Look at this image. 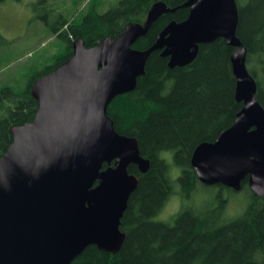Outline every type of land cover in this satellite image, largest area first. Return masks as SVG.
I'll list each match as a JSON object with an SVG mask.
<instances>
[{"label":"water","instance_id":"water-1","mask_svg":"<svg viewBox=\"0 0 264 264\" xmlns=\"http://www.w3.org/2000/svg\"><path fill=\"white\" fill-rule=\"evenodd\" d=\"M183 6L187 18L169 22L147 49L132 45L175 7L157 2L144 24L128 23L94 46L73 41L71 56L35 80L33 120L11 128L12 142L0 156V264H70L89 245L109 253L121 248V218L138 183L128 167L145 173L149 160L135 137L114 129L107 107L135 88L154 51L173 68L190 64L200 44L217 38L234 47L241 109L214 141L194 149L190 163L203 185L238 191L247 177L251 193L264 197V108L237 36L236 2L187 0Z\"/></svg>","mask_w":264,"mask_h":264},{"label":"trees","instance_id":"trees-1","mask_svg":"<svg viewBox=\"0 0 264 264\" xmlns=\"http://www.w3.org/2000/svg\"><path fill=\"white\" fill-rule=\"evenodd\" d=\"M186 1L117 0L102 11L101 1L88 0L74 17L51 9L43 23L63 46L49 65H31L20 89L0 85V156L12 142L11 128L33 120L35 80L71 56L73 41L94 46L106 36L120 34L128 23L144 24L157 2L175 7L173 13L161 14L132 45L147 49L169 22L187 18ZM235 2L237 36L246 47V66L264 108V0ZM5 43L0 34V48ZM233 51L223 38H217L200 44L190 64L173 68L168 57L154 51L135 88L109 103L107 115L114 129L137 139L149 168L141 173L134 164L128 167L138 183L121 218L120 230L125 234L121 248L109 253L89 245L70 264H264V197L251 193L246 177L241 188L246 189L247 200L240 213L231 217L226 208L236 191L221 184L203 185L190 163L194 149L214 141L241 109L235 97ZM200 186L204 188L201 197ZM175 197L183 206L169 219H161L165 205Z\"/></svg>","mask_w":264,"mask_h":264},{"label":"rangeland","instance_id":"rangeland-1","mask_svg":"<svg viewBox=\"0 0 264 264\" xmlns=\"http://www.w3.org/2000/svg\"><path fill=\"white\" fill-rule=\"evenodd\" d=\"M100 10H106L117 0H99ZM88 0H2L0 1V34L6 43L0 48V85L9 84L20 89L24 76L33 64L40 68L52 63L63 46V41L50 35L43 23V16L53 12L75 16ZM50 15V20H53ZM17 87V88H16ZM203 187L198 188L199 197ZM246 189L236 191L229 200L226 214L235 217L247 200ZM178 198H171L160 214L161 219H169L183 206Z\"/></svg>","mask_w":264,"mask_h":264},{"label":"flooded vegetation","instance_id":"flooded-vegetation-1","mask_svg":"<svg viewBox=\"0 0 264 264\" xmlns=\"http://www.w3.org/2000/svg\"><path fill=\"white\" fill-rule=\"evenodd\" d=\"M51 9H53L54 10V8L52 7Z\"/></svg>","mask_w":264,"mask_h":264}]
</instances>
